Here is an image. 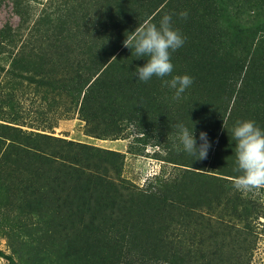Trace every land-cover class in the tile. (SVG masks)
Instances as JSON below:
<instances>
[{"label": "trees", "instance_id": "obj_1", "mask_svg": "<svg viewBox=\"0 0 264 264\" xmlns=\"http://www.w3.org/2000/svg\"><path fill=\"white\" fill-rule=\"evenodd\" d=\"M73 7L65 4L69 11ZM184 11L186 19L180 17ZM166 13L185 37L171 55V75L193 79L179 100L161 78H137V66L147 58H137L135 49L123 43L139 25L159 27ZM84 15L75 30L68 17L50 20L40 50L24 54L26 60L47 62L41 68L47 77L37 81L63 88L91 133L92 124L102 125L99 138H126L133 129L144 135L155 132L159 142H176L177 125L183 124L189 131L194 127L198 144L200 132L207 133V158H187L171 150L166 159L187 167L140 187L123 176L124 153L11 125L20 123L9 116V96H0V119L9 122L0 123L4 163L11 164L16 149L18 154L22 150L20 158L33 178L44 176L40 191L48 184L56 212L67 216L63 228L69 230L70 222L79 227L66 232V243L53 241L54 253L43 257L35 246L14 239V232L9 239L12 255L0 249V256H17L20 261L12 264H133V258L166 264H250L255 231L264 224V203L234 187L240 173L234 171L232 129L243 120L264 128V0H92V17ZM86 24L92 27L90 39L81 36L88 33ZM7 30L0 29V37ZM53 37L66 46L58 58L47 51ZM51 145L59 150L48 152ZM8 183L0 181V196L10 201ZM27 187L38 191L29 183Z\"/></svg>", "mask_w": 264, "mask_h": 264}, {"label": "rangeland", "instance_id": "obj_2", "mask_svg": "<svg viewBox=\"0 0 264 264\" xmlns=\"http://www.w3.org/2000/svg\"><path fill=\"white\" fill-rule=\"evenodd\" d=\"M66 3L75 7L69 11L65 8ZM86 12L92 17V0H0V29L6 26L10 28L0 37V96H9L10 100L7 102L9 116L17 118L16 121L20 123L11 125L27 131L47 132L54 138H65L96 148L120 151L125 154L123 176L140 187L155 183L157 176H175L187 166L168 161L166 157L171 156V150L189 157L183 150L179 137L176 142H159V138L153 134L155 132L144 135L132 129L125 133L128 135L126 138H99L96 134L100 132L102 125L98 122L92 124L91 133L89 125L80 117L79 108L75 107L63 88H58L56 84L48 87L47 84L37 81V78L45 76L42 73L46 70L41 71V68L47 67V62H42L40 58L26 60L24 54H29L35 49L40 50L41 41L47 38L46 29L50 20L57 23L61 15L68 17V22L75 30L76 26L83 23ZM86 29L88 33L81 36L90 39L92 27L88 29L87 24L83 25V30ZM65 49L66 46L55 37L51 38V43L47 47L49 54L55 58H58ZM32 77L35 78L34 82L30 80ZM2 122L9 123L0 119V123ZM24 141L25 138L20 140L22 149L26 147ZM9 143L10 140L5 141L4 146L7 147ZM55 143L59 146L63 144L58 140ZM56 148L51 145L47 151L59 150ZM20 151L22 153V150ZM21 153L18 154L16 149L11 164H5L1 158L3 152L0 151V173L4 174L0 175L2 177L0 181L9 182L7 186L12 197L8 201L7 197L4 199L0 196V249L12 255L9 239L15 232L18 235L14 236V239L23 240L28 246H35V250L43 257L54 253L53 241L57 240L59 244H63L66 240L65 235L68 234L66 232L72 233L79 227L76 228L75 224L70 222L73 227L71 226L69 230L63 228L64 224L68 223L67 216L56 212L54 207L57 202L49 198L51 194L48 184L40 191V186H44V176L33 178V174L23 164L26 160L24 157L20 158L23 156ZM28 183L37 187L38 191L29 189ZM243 192L245 195L255 196L264 203V188ZM61 195L65 196V192L61 191ZM60 201L63 202L61 199ZM42 202L44 204H41ZM73 219L74 217L70 220ZM262 221L264 222V218ZM83 222L89 223L88 220ZM255 233L257 239L250 264H264L263 223L258 224ZM13 258L14 260L0 256V264L20 261L15 255ZM130 261L133 264H166L152 258L143 260L133 258Z\"/></svg>", "mask_w": 264, "mask_h": 264}, {"label": "clouds", "instance_id": "obj_3", "mask_svg": "<svg viewBox=\"0 0 264 264\" xmlns=\"http://www.w3.org/2000/svg\"><path fill=\"white\" fill-rule=\"evenodd\" d=\"M187 16V11L180 13L182 19ZM133 32L135 35L127 37L123 42L124 46L131 50L134 48L137 58H147L143 66H137V78L143 82L154 76L161 78L165 86L174 90L173 99H181L182 94L192 85L193 79L188 74L171 75L174 69L171 55L185 43V37L173 27L172 16L164 14L159 27L149 22L139 25ZM168 76L171 79H164ZM177 127L180 129L179 140L183 150L196 159H206L211 146L207 133L200 132L198 144L194 127L191 131L183 124H178ZM232 137L236 147L234 171L240 173L234 178V187L240 191L264 188V128L253 120L238 121L232 129Z\"/></svg>", "mask_w": 264, "mask_h": 264}]
</instances>
